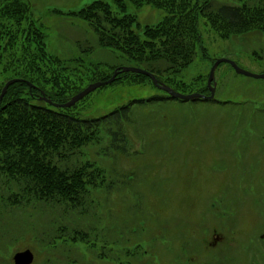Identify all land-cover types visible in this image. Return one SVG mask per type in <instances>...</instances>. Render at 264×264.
<instances>
[{
	"label": "rangeland",
	"instance_id": "obj_1",
	"mask_svg": "<svg viewBox=\"0 0 264 264\" xmlns=\"http://www.w3.org/2000/svg\"><path fill=\"white\" fill-rule=\"evenodd\" d=\"M22 1L43 27L49 52L69 60L93 45L83 19L51 10L78 11L94 0ZM104 1L118 13L112 0ZM226 2L214 0L212 7ZM137 8L129 6L126 12L141 27L165 15L150 6ZM197 26L202 40L181 72L188 83L182 93L205 85L209 90L207 78L218 58H229L255 74L264 72V35L222 39L201 16ZM100 56L84 57L98 61ZM197 77L206 79L193 83ZM214 81L213 99L166 97L148 83L107 86L90 94L94 100L83 111L86 117L144 99L132 106L134 124L127 125L125 153L104 154L106 139L85 148L90 159L105 167L110 186L87 196L83 216L60 205L7 208L0 222V264H14L13 254L25 248L34 254L30 264H264V78L238 74L221 62ZM6 188L0 180L1 195L6 196ZM26 218L37 225L21 233L23 239L7 241V232L18 230ZM59 223L69 228L65 237L75 227L88 240L56 238L43 244V226L46 235H55Z\"/></svg>",
	"mask_w": 264,
	"mask_h": 264
},
{
	"label": "trees",
	"instance_id": "obj_2",
	"mask_svg": "<svg viewBox=\"0 0 264 264\" xmlns=\"http://www.w3.org/2000/svg\"><path fill=\"white\" fill-rule=\"evenodd\" d=\"M112 1L118 13L104 0H94L78 11L51 10L57 15L83 19L93 36V45L81 48L83 55L69 60L47 50L43 27L32 19L29 4L7 0L0 5V90L9 78H24L34 85L15 82L8 86L0 102V180L7 186L6 196L0 194V222L7 208L25 210L33 203L60 205L64 211L85 215L87 196L111 183L109 176L104 177L105 167L90 159L85 148L106 139L104 154L125 153L127 125L134 124L132 106L144 100H129L100 116L86 117L83 111L91 108L94 100L90 94L118 84L148 83L157 87L145 74L119 72L111 83L71 107L43 101L39 98L41 91L54 102H65L88 83L108 79L119 66L115 61H121L144 68L159 82L185 92L188 83L180 75L194 60L202 40L197 26L199 16L222 39L249 33L264 35V0H227L214 8V0ZM129 6H150L164 10L165 15L157 23L141 27L136 16L126 12ZM88 54H101L102 59L91 61L84 57ZM205 79L197 77L193 83H203ZM196 91L209 93L206 85ZM35 225L28 218L21 220L19 229L11 228L5 239H23L21 233L32 231ZM45 228L39 237L43 244L56 238L88 240L87 234L75 227L70 228L72 235L65 237L69 228L63 223L56 225L55 235H46ZM15 232L20 233L19 237Z\"/></svg>",
	"mask_w": 264,
	"mask_h": 264
},
{
	"label": "water",
	"instance_id": "obj_3",
	"mask_svg": "<svg viewBox=\"0 0 264 264\" xmlns=\"http://www.w3.org/2000/svg\"><path fill=\"white\" fill-rule=\"evenodd\" d=\"M221 62H228L233 67L235 72L238 74L253 77L256 79L264 78V72L260 73V74H255V73L249 72V71L241 68L235 61H233L229 58H225V57L218 58L213 62L211 69H210V72H209V75H208V78H207V84L209 86V94H204L201 92H192V93L185 94V93H181V92L173 89L172 87H170L166 83L159 82L158 79L156 78V76L152 72H150L144 68H141L138 66H131V65H120V66H117L113 70V73L111 74V76L108 79L96 80V81L88 83L84 88H82L77 93L73 94L65 102H54V101H52L48 96L45 95L44 91L40 92L39 98L42 99L43 101L49 103V104L57 106V107H71L76 102H78L80 99L85 97L87 94L94 91L96 88H99L100 86L111 83L116 78V76L119 72H136V73H141V74L147 75L152 80L153 84L157 88L165 91L171 97L179 98L182 100H190V99H197V98L211 99L214 97V93H215L214 71H215L216 67L218 66V64ZM19 81L20 82H26L29 85V87L34 86L29 80L24 79V78H9L8 80H6V82L4 83V85L2 86V88L0 90V102H1L2 97L5 94L8 86L15 83V82H19ZM12 258H13L14 264H30L33 261L34 255H33V252L29 248H25L23 250L16 251L13 254Z\"/></svg>",
	"mask_w": 264,
	"mask_h": 264
}]
</instances>
